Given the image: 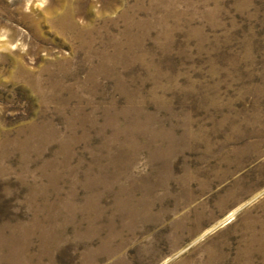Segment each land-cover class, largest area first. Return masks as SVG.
<instances>
[{"label": "rangeland", "instance_id": "1", "mask_svg": "<svg viewBox=\"0 0 264 264\" xmlns=\"http://www.w3.org/2000/svg\"><path fill=\"white\" fill-rule=\"evenodd\" d=\"M0 264H264V0H0Z\"/></svg>", "mask_w": 264, "mask_h": 264}]
</instances>
